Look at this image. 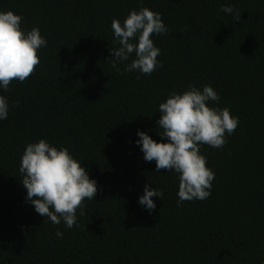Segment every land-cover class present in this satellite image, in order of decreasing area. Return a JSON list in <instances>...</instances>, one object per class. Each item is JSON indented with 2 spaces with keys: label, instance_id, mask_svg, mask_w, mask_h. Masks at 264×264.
Segmentation results:
<instances>
[{
  "label": "trees",
  "instance_id": "trees-1",
  "mask_svg": "<svg viewBox=\"0 0 264 264\" xmlns=\"http://www.w3.org/2000/svg\"><path fill=\"white\" fill-rule=\"evenodd\" d=\"M142 7L168 33L151 37L162 66L137 78L111 67L110 25ZM0 10L47 42L34 72L0 92L10 105L0 121V264H264V0H0ZM189 84L210 85L219 101L209 106L239 123L222 148L201 146L211 195L177 206L176 175L155 173L133 142L137 129L162 142L158 105ZM39 139L67 148L97 182L79 227L53 225L25 199L19 161ZM146 183L163 192L151 214L137 203Z\"/></svg>",
  "mask_w": 264,
  "mask_h": 264
},
{
  "label": "clouds",
  "instance_id": "clouds-1",
  "mask_svg": "<svg viewBox=\"0 0 264 264\" xmlns=\"http://www.w3.org/2000/svg\"><path fill=\"white\" fill-rule=\"evenodd\" d=\"M226 15L239 22L241 13L232 5H221ZM23 17L11 10H0V92H7L15 80L24 82L40 62L37 51L46 47V39L38 27L22 29ZM113 41L119 45L111 51V67L123 64V72L151 75L160 68L157 57L161 49L154 45L152 35H166L168 29L161 14L146 7L131 10L121 22H111ZM130 61V62H129ZM219 101V94L210 85L197 88L189 84L187 90L169 92L159 103L156 124L162 142L154 141L145 131L137 129L133 143L143 154L145 162H155V173L165 169L178 179L177 206L184 201L206 200L211 195L214 172L206 166L207 158L201 146L220 149L226 135L236 130L238 117L230 115L228 108L209 106ZM18 106L19 101L15 102ZM9 101L0 95V121L7 119ZM81 160H77L61 146L51 145L45 139L28 143L20 157L18 171L21 185L26 190L25 199L34 211L46 217L53 225L61 222L67 229L79 227L77 211L84 216L85 200L93 201L97 182L90 179ZM163 192L146 183L137 203L151 214L156 208L152 197L161 199ZM59 230L55 236L62 238Z\"/></svg>",
  "mask_w": 264,
  "mask_h": 264
}]
</instances>
